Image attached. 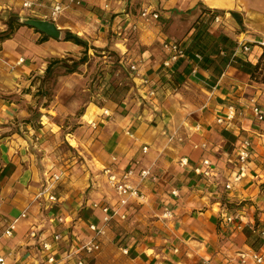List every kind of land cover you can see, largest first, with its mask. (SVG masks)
<instances>
[{
    "label": "crops",
    "instance_id": "crops-1",
    "mask_svg": "<svg viewBox=\"0 0 264 264\" xmlns=\"http://www.w3.org/2000/svg\"><path fill=\"white\" fill-rule=\"evenodd\" d=\"M23 1L0 0V32L8 28V22L13 29L10 37L0 40V255L4 264H39L43 260L39 239H51L56 232L61 234L57 254L87 241L88 225H100L102 216L92 204L116 201L102 171L105 166L116 173L125 167L149 168L158 177L142 182L140 196L123 209L127 218L106 227L99 249L83 255L88 264H231L241 251L253 249L254 235L248 239L252 226L264 228V122L251 115L249 101L254 98L264 109V83L253 80L237 63L255 64L264 51L258 44L264 41V0H79V4L33 0L38 5L32 8L23 7ZM54 1L66 4L52 19L60 29L59 38L41 40L44 33L17 24L19 17L51 20ZM143 7L157 11L158 20L144 21L139 16ZM207 9L221 16L210 26V35L232 40L234 47L229 50L247 42L249 51L238 52V62L218 77L198 68L194 73L191 70L179 88H167V83L159 82L165 58L162 43L188 39L194 21L204 18ZM130 23L137 28L128 39L129 34L124 37L122 31ZM66 32L86 42L88 51L107 47L128 61L133 51L132 62L139 64L140 74L159 82L154 95H149V87L132 77L134 91L121 103L106 101L98 107L90 102L80 116V127L87 130L84 143L76 136L70 138L72 146H84L89 169L80 170L72 162L67 172L60 166L50 170L40 155L28 151L32 133L20 121L28 114V94L19 93L47 59L76 56L84 50L63 40ZM186 62L179 60L176 70ZM229 102L243 115L229 126L216 123ZM244 137L253 142L248 169L227 189L225 184L236 166L234 144ZM181 157L188 158L187 165H180ZM205 157L214 170L207 178L192 170ZM52 173L61 176L55 207L35 198ZM129 180L135 183L137 176ZM172 189L178 191L177 196L171 194ZM166 207L172 211L170 218L161 216ZM25 208L27 216L19 218L12 236H1L6 222ZM226 214L239 215L242 222L226 224ZM59 216L64 222L57 221ZM33 229L37 234L30 237ZM122 247L128 252L123 253Z\"/></svg>",
    "mask_w": 264,
    "mask_h": 264
},
{
    "label": "built area",
    "instance_id": "built-area-1",
    "mask_svg": "<svg viewBox=\"0 0 264 264\" xmlns=\"http://www.w3.org/2000/svg\"><path fill=\"white\" fill-rule=\"evenodd\" d=\"M67 3H76L79 4V0H66ZM23 7L32 8L35 5H38L37 2L33 0H24L22 2ZM66 7V4H62L61 2L54 1V3L50 7V18L55 19V17L62 12ZM139 16L146 22L152 20H158L159 13L157 11L151 10L149 7H143ZM221 16L219 14H215L210 23L208 30L212 23L220 21ZM53 21V20H52ZM137 28L135 23H130L125 29H123L122 34L124 37H127L130 31H134ZM189 43V39H179L173 41H164L162 43V49L165 53V58H163L161 63V74L166 79H170L171 77V68L178 59L184 57L185 49ZM261 46H264V41H260L258 43ZM249 45L247 42H239L237 43V47L234 49V54L237 55L238 52H248ZM223 53V52H221ZM196 57L200 58L199 54H196ZM19 62L22 61V58L18 59ZM130 69L134 72V77L139 79L141 84L147 85L149 87V95H154L155 88L158 81H154L153 79L143 76L140 74L139 64L137 62L130 63ZM198 67H194L192 72H196ZM249 109L251 115L260 122H264V109L260 107V105L256 102L254 98H251L249 101ZM104 114L107 112L104 110ZM243 115V110L238 109L233 102H229L225 105L224 110L219 113L216 117V123L222 124L224 126H229L234 123V121ZM197 128L200 126L197 124ZM235 149V169L231 173V179L225 184V187L229 189L234 182L239 181L243 174L247 172L249 160L251 158L253 152V142L250 138L244 137L237 140L234 144ZM147 151V146L144 145L142 147V152L145 153ZM180 165H187L188 158L181 157ZM192 170L195 174L201 177H210L213 174L212 163L209 158L205 157L201 159L200 162L195 163L192 167ZM103 173L106 176V181L108 186L112 189L116 196V201L113 205L97 203L94 202L92 206L94 208H99L102 216L100 225L91 223L88 225V229L90 231V237L87 241L83 243L72 245L67 249L63 250L61 253L56 252L58 248V241L61 239V234L56 232L53 233L50 238L44 237L40 238L41 251L43 255V260L39 264H58L61 260H69L74 259V264H88L86 258L83 255H89L96 252L100 246V238L105 231L106 227H109L111 224L116 223L120 220H125L127 218L126 210H123L124 207L129 205V202L132 199L138 198L140 196V186L145 179L157 180L158 175L155 172L150 171L149 168H141L136 171L132 167H125L120 173L114 172L110 167H103ZM136 171V172H135ZM133 175L137 176V181L132 183L129 178ZM61 176L59 173H52L46 176L44 179V183L42 189L36 194L35 198H43L51 207L58 206V197H57V185ZM264 193V190H262ZM171 194L173 196L178 195V191L176 189L171 190ZM27 208L20 212V214L6 222L4 229L2 230L1 236L10 237L12 236L17 221L19 218H24L27 216L26 212ZM161 216L164 218L172 217V211L169 207H166ZM62 216L57 218L58 222H64ZM223 222L226 224H237L240 225L242 222V218L239 215L235 214H226L223 215ZM252 232L257 234L262 240H264V228H256L252 226ZM37 234L36 230H31L29 232L30 237H35ZM121 251L123 253H127V247H122ZM251 261L254 264H262L264 263V243L257 249L248 248L244 251H241L238 254V259L233 261L231 264H247ZM5 259L3 255H0V264H4Z\"/></svg>",
    "mask_w": 264,
    "mask_h": 264
},
{
    "label": "rangeland",
    "instance_id": "rangeland-1",
    "mask_svg": "<svg viewBox=\"0 0 264 264\" xmlns=\"http://www.w3.org/2000/svg\"><path fill=\"white\" fill-rule=\"evenodd\" d=\"M130 36L133 34H129L128 39ZM83 51L76 56L61 54L47 59L40 72L37 70L31 74L30 84L19 90L20 94H28L25 103L28 114L20 120L23 127L29 126L28 131L31 130L32 133V145L28 147V151L33 155H40L50 170L60 166L67 172L72 162L80 170L89 169L84 146L70 144V138H75L74 136L81 141L86 137V127H80L81 114L90 102L98 107L106 101L119 104L131 90L134 91L132 77L135 73L129 67L134 60L133 51L129 60L132 58L128 61L107 47L103 50L92 49L87 52L86 62L79 65L76 72L67 73L66 69L71 61L81 57ZM55 58L59 62L52 63L51 69L46 72L47 64ZM260 76H264V66ZM165 79L163 77L159 82L167 83V88L181 86ZM115 88L118 90L112 97H116V100H111L108 94ZM256 102L258 103L257 100Z\"/></svg>",
    "mask_w": 264,
    "mask_h": 264
},
{
    "label": "trees",
    "instance_id": "trees-1",
    "mask_svg": "<svg viewBox=\"0 0 264 264\" xmlns=\"http://www.w3.org/2000/svg\"><path fill=\"white\" fill-rule=\"evenodd\" d=\"M206 15L204 18H197L192 27L193 32L189 36V43L185 49L184 57L178 59H185L187 62L184 67L177 71L175 64L178 62L176 61L171 68V77L170 79H165V81H170L171 84L175 83V85H180L185 80L186 76L191 72V70L196 66L198 68L204 69L212 73V75L218 77L223 70L229 65H235L237 61V55L234 54V49L229 50V47H234V43L225 35L219 36H212L208 30L209 23L212 17L217 12H214L210 9L206 10ZM231 14L235 17V13L231 12ZM22 24V23H17ZM8 28L2 32H0V40L6 39L10 37L13 32L12 23L8 22ZM47 35H43L41 40L47 39ZM63 40L72 41L73 43L83 46L84 51L83 55L79 57L77 60H72L71 65L67 67V73L76 72L79 65L83 64L87 60V52H88V45L78 36L72 34L71 32H66L64 35ZM237 46V44H236ZM93 49V47H91ZM96 50V49H95ZM223 52V53H221ZM196 54L200 55V58L196 57ZM59 62V59L55 58L49 62L45 68V71L48 72L51 69V64ZM236 62V63H235ZM262 66H264V51H262L258 61L255 64H251L246 60L239 61L237 63V67L242 69L243 71L250 74V77L256 81L264 82V76H260L262 72ZM164 76H160L159 80H162ZM118 89L115 88L114 90L110 91L111 93L108 94V97L111 100H116V97H112L113 93ZM117 96V95H115ZM264 190V183L261 184V191ZM256 228H261L260 226L254 225ZM251 234L254 235L252 237V241L250 242V246L257 250L264 240H262L257 234L251 231L248 235L251 238Z\"/></svg>",
    "mask_w": 264,
    "mask_h": 264
},
{
    "label": "water",
    "instance_id": "water-1",
    "mask_svg": "<svg viewBox=\"0 0 264 264\" xmlns=\"http://www.w3.org/2000/svg\"><path fill=\"white\" fill-rule=\"evenodd\" d=\"M18 20L20 23L33 27L49 37H60V29L56 26L55 22L50 19L19 17Z\"/></svg>",
    "mask_w": 264,
    "mask_h": 264
}]
</instances>
